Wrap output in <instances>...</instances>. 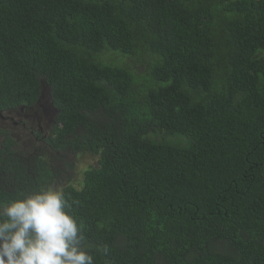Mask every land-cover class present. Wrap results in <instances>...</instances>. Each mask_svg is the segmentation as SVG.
I'll return each instance as SVG.
<instances>
[{
	"label": "trees",
	"instance_id": "trees-1",
	"mask_svg": "<svg viewBox=\"0 0 264 264\" xmlns=\"http://www.w3.org/2000/svg\"><path fill=\"white\" fill-rule=\"evenodd\" d=\"M43 86L0 204L61 184L94 264H264V0H0V111Z\"/></svg>",
	"mask_w": 264,
	"mask_h": 264
},
{
	"label": "clouds",
	"instance_id": "clouds-1",
	"mask_svg": "<svg viewBox=\"0 0 264 264\" xmlns=\"http://www.w3.org/2000/svg\"><path fill=\"white\" fill-rule=\"evenodd\" d=\"M70 207L54 189L0 204V264H94Z\"/></svg>",
	"mask_w": 264,
	"mask_h": 264
},
{
	"label": "rangeland",
	"instance_id": "rangeland-1",
	"mask_svg": "<svg viewBox=\"0 0 264 264\" xmlns=\"http://www.w3.org/2000/svg\"><path fill=\"white\" fill-rule=\"evenodd\" d=\"M117 58H120V56L117 55ZM134 68L138 72H143L145 70V66L139 63L135 64ZM8 110L9 111L6 112L8 115H11L12 113V115L16 117L15 122L12 124L1 123L3 129L1 130L0 126V139L3 138V131H8L16 141V149L37 151L39 155L46 160H56L51 149L40 139L42 135L45 136L50 132L55 114V110L51 105L50 97L45 86L42 87V93L38 102L31 109L22 107V112L17 115H14L15 113L13 110ZM67 160L68 159H64V161ZM72 161L75 163V168L73 180L71 181L75 183L74 186L78 187L76 183L80 180L83 170L95 166L96 156H92L88 153H78L74 155ZM61 188L62 185L58 184L49 187L48 189L60 191Z\"/></svg>",
	"mask_w": 264,
	"mask_h": 264
},
{
	"label": "flooded vegetation",
	"instance_id": "flooded-vegetation-1",
	"mask_svg": "<svg viewBox=\"0 0 264 264\" xmlns=\"http://www.w3.org/2000/svg\"><path fill=\"white\" fill-rule=\"evenodd\" d=\"M22 107H17V108H15V109H11V110H13L14 111V115H17L18 113H20V112H22ZM3 111H0V126H1V130L3 129V127H2V124L3 123H14L15 122V116H13L12 115V113H11V115H3V113H2ZM2 123V124H1ZM3 138H4V141L6 140V139H13V137L10 135V133L8 132V131H3ZM14 140V139H13ZM15 141V140H14ZM4 143V142H3ZM2 143V144H3ZM15 145H16V141H15ZM15 147V146H14ZM13 148V147H12Z\"/></svg>",
	"mask_w": 264,
	"mask_h": 264
}]
</instances>
